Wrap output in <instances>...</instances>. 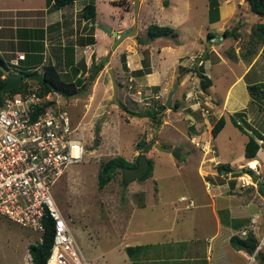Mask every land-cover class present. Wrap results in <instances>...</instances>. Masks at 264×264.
I'll list each match as a JSON object with an SVG mask.
<instances>
[{"label":"rangeland","instance_id":"rangeland-1","mask_svg":"<svg viewBox=\"0 0 264 264\" xmlns=\"http://www.w3.org/2000/svg\"><path fill=\"white\" fill-rule=\"evenodd\" d=\"M86 1L92 0H77L75 4L82 6ZM93 1L96 5V27L100 30L99 34L104 33V37L99 35L96 44L86 48L76 43L78 46L75 47L72 63H68L71 61L70 56L63 57V48H68L67 45L73 41L78 42L80 32L91 31L86 28L87 24L79 29L81 23L78 25V22L82 20L80 12L77 13L76 36H71L73 27L71 33H65L69 21H66L63 28L53 27L47 34V49L54 57L46 52L43 63L53 62L64 80L81 78L85 84L76 95L60 96L59 109L68 113L75 126L74 134L82 139L84 150L82 161L69 164L54 183L53 196L90 264H197L199 261L201 264L207 241L218 224L214 221L211 207L204 208L203 212V215L208 213L209 216L194 218L198 205L213 200L209 196L211 190L198 171L201 167V152L206 163L217 165V160L210 155L214 146L221 161L234 163L230 164L234 170L243 166L244 163H236L243 160L245 134L254 135L257 129L259 132L264 130V104L253 98L248 109L243 108L252 119L251 123L248 120V127L247 122L241 121L244 123H241L243 128H246L245 132L233 123L229 115L232 112L225 113L223 131L210 141L212 151L204 153L198 136H201V131L209 136L208 130L217 119L215 109L218 102L214 98L223 99L224 90L243 68L234 58L231 59L233 49L227 48L231 44L230 40L224 47L227 48V58L223 62L214 61L216 55L212 43L217 40L208 36L207 30L214 28L208 22L207 0H173L174 4L170 8L163 6L162 0H144L137 15L135 34H128L116 43V36L106 32L103 24L116 31L132 25L135 0ZM235 22L238 25L237 20ZM151 23L173 26V37L161 36L141 41L147 35V26ZM256 24H253L254 28ZM232 26H229V30ZM247 36L256 34L250 33ZM250 38H246L248 41H240V54L252 45ZM207 40L211 45L207 44ZM246 41L248 45L243 46ZM97 44L100 45L99 49H96ZM259 45L256 43L253 47ZM90 47L95 53L92 56ZM104 48L106 55L101 59H105V62L95 71L94 64L101 60L99 52ZM205 49L207 52L202 55ZM81 59H84L85 68L78 65ZM40 66L41 63L38 64ZM76 66L79 69L74 76L73 68ZM109 67L116 80V101ZM93 71V76H90ZM204 71L212 78L210 91L201 85L198 74ZM23 78L22 87L38 86L36 79ZM169 95L170 101L166 105ZM159 104H164L165 108L157 113L160 118L158 123L150 117L134 116L129 112L144 111ZM228 108H231L230 105ZM234 116L242 120V115ZM252 124L254 130H249ZM189 134H198L195 142L191 141L192 136ZM153 137L161 145L172 144L170 149H181L178 157L173 156L174 163L168 151L163 152L154 145ZM144 143L150 145L146 151ZM140 153H145L153 162L150 176L124 184L121 170L118 169L113 178L103 187H98L97 173L101 162L121 155L135 163ZM259 155L264 159V154ZM255 157L258 158V153ZM254 160L257 159H251ZM251 161L249 165L255 167ZM259 167L264 173V166L259 164ZM232 172L207 174L205 177L214 186L217 182L226 181L228 188H233L227 193H238V189L233 187L237 182L239 186L253 184L251 177L246 175L250 174L248 171ZM181 194L187 199L192 198L195 206L186 207L187 200L178 198ZM247 194L250 201L255 203L264 197L258 188L247 190ZM172 199H175L174 203L170 204ZM141 203H146L145 207H136ZM177 206L179 211L175 214ZM217 216L220 220L224 219L219 211ZM249 220L252 222V218ZM260 220L262 223L256 232H264V215ZM229 227L223 228L224 238L241 231L234 230L231 225ZM124 231L141 233L139 236L144 245L133 256L128 255L126 249L114 246ZM39 237L40 233L36 230L0 215V264H31L28 244L38 241ZM229 248L231 251L232 246L229 245Z\"/></svg>","mask_w":264,"mask_h":264},{"label":"crops","instance_id":"crops-1","mask_svg":"<svg viewBox=\"0 0 264 264\" xmlns=\"http://www.w3.org/2000/svg\"><path fill=\"white\" fill-rule=\"evenodd\" d=\"M76 1L77 0H74L65 5L55 7L52 0L50 2H47V0H0V57L7 64L9 63L6 67L11 71V69L14 68L15 66L17 68H19L20 66H23V63H22L23 59L16 58V55L18 52H23L25 56L27 54L42 55L43 60L45 58L46 52H49L51 57H54L49 51V49H47L48 30H51L53 29V27H57V26H60V28H63L64 25L66 24V21H69L68 23H70V25L68 27V30L65 33H71L72 27H73L74 32L71 36L73 35L76 36L77 35L76 30L78 27L76 26L78 22V17H77L78 12H80V17L82 18L81 22H78V25H80L81 23V27L79 28L80 30L81 28H83L82 25L84 26L85 24H87L88 25L86 27L87 29L88 28L90 29V26L92 24L94 25L93 36L95 38V42L88 44V46L96 44L97 37L99 35L103 36L104 33L99 34L100 30L96 27V23H95L96 17H94L93 20H88V19H84L81 16V8L87 1L82 6L76 5L75 4ZM139 1L140 2L138 6V12H139L140 6L144 3L143 2L144 0H139ZM216 1H217V8H216L217 12H216V17H215L216 19H214L213 21H208L210 22V26L213 27L214 30L212 29L207 30V32L210 30V32L214 34L211 39L217 40L216 42L212 43V47H213L212 49L216 55V59L214 61L223 62V60L227 58L225 56L226 54H228L227 48L231 47L233 49L232 50L233 54L231 55V59L234 58L235 62H238L243 67L240 73H238L234 77V79L229 83V85L224 90L223 99H221L220 97L214 98V100H217L218 102V105L215 109V111L217 112L216 117L219 118L221 115H223L224 117L225 113L229 114L231 112L233 113V111L234 112L243 111L242 117L244 118L245 123L247 122L246 124L248 127L249 122L251 123L252 119L249 117L248 111H246V109H248V105L250 101L253 100L249 92L248 86L250 84H258L262 89H264V42L260 43V45L257 48L252 47L253 50L251 52L250 51L248 52V50L243 51L242 52L243 54L242 53L240 54L242 48L239 50V46L241 44L240 43L241 40L246 39L247 37L249 38L247 34H250L252 32L254 23L255 24L257 22L264 23V14L258 15L257 13L253 12L250 9V6L247 0H216ZM172 4H174L173 0H168V5H163V6H165L166 8H170ZM206 5H208L207 7H209V0H207ZM138 12H137V15H138ZM236 20L238 23V28L236 29V31H238L237 37L234 38L233 36L225 35L224 30L229 29V26H232V25H233L232 27H234V25H236L235 24ZM83 33H85V31H83L82 33L80 32V36L83 35ZM79 37H77V40L79 39ZM229 40L231 41V44L227 48H224L226 45V42ZM247 41L245 42L244 45L243 44L242 45L243 46L248 45ZM76 43L78 42L73 41L72 43H69V45H67V46L73 45L74 54H75V47L78 46ZM209 45H211V43ZM99 47L100 45L97 44L96 49H99ZM89 49L91 50L90 56H92V54H95L94 51L92 52L91 47ZM105 49L106 48H104L103 50H100L99 59L103 58L106 55V53L104 52ZM62 55L63 57H66L64 48L62 51ZM210 64H212V61L210 62ZM11 72H19V71L15 70ZM203 73L209 76V74L206 71H204ZM156 77L157 76H154V78ZM212 86H213V82L211 81V85L208 87L209 91L211 90ZM208 97L212 99L211 96H208ZM229 105L231 108H228ZM243 108H246V109L244 110ZM231 114L229 115L231 116ZM244 120L242 121L244 122ZM243 122L241 123L244 124ZM224 124H225V121H224ZM211 127L212 125L210 126L208 130L209 136H208V133L204 131L203 132L201 131V136L200 135L198 136V134H195V135L189 134L192 136L191 141L193 142H195V139L197 138V136L199 137V139H201V148L203 149L204 153L211 150L210 141H213L215 137L220 132L223 131L224 125L222 126V128L218 131L217 135L215 136H213L211 133ZM254 127L255 126L252 124V126H250L248 129L251 130L252 128V130H254ZM245 130L246 128H244V132ZM258 130L259 129H257V131ZM260 132L261 134H263L264 130H261ZM253 136L258 139L257 133L254 134ZM208 137L209 139H207ZM248 137L249 136L245 134V137H244L245 142L247 141ZM259 140L260 139H258V141ZM199 143H200V140H199ZM171 145H163V146L170 147ZM173 147H176V146L173 145ZM212 148H213L212 149L213 153H211L210 155L217 160V164L225 163V164H228L229 166L230 164H234L233 162L221 161L219 158V155H217V150L214 149V146ZM171 149H178V148L176 147V148H171ZM178 150H179V155H180L181 149H178ZM165 151H168V155H170V157H172L173 159V155L171 154V152L169 150H163V152ZM257 153H258V158L257 157L247 158L244 156V153H243L242 155L243 160H239L238 163L236 164L241 165V163H244V165L242 164L243 166L241 167L238 166L236 170L241 168L242 169L241 172H243V169L249 166L250 168L254 169L253 171L259 175L260 179H264V173L260 171L261 167H259V164H261L262 167L264 166V159H261L262 155L261 156L259 155L261 153L264 154V149H259ZM203 157L204 156H202V152H201V164H200L201 167L198 169V171H199V174L201 175V178L203 179V182H205L206 184H210V186L207 188L211 190L209 196L210 198H213V200H211L210 203H206L203 201L201 203V206L198 205L194 218H201L202 216H209L208 213L203 215V212H204V208L211 207V212L214 213V216H215L214 221L217 222L218 224L216 225L217 227H216L215 232L211 235V237H209L207 241L206 249L204 253V259L201 258V264H226L228 262H230L229 264H247L251 257H253V264H259V257L257 256V253L261 252L264 254L263 252L264 251V232L263 230L256 232V229L259 230V227L261 226L260 224L262 223L260 218H263V215H264V197L263 198L261 197L262 200L259 203L257 202L255 203L253 201H250V196L249 194H247V190H253V189L258 188V185H257L258 178L256 177L254 179L252 177L253 176L252 174H248L245 172L246 175L250 176L251 179L253 180V182L251 183L253 184L255 183L254 186L253 184H250V185L247 184L248 186L246 185L239 186V182H237L235 183L233 187H236L238 189L239 194L236 191H235L236 193L235 192L227 193V191H230L233 188H228L229 186L226 181L224 183L217 182L215 184L216 186H214L212 185L211 182H209L206 179L205 176L207 174L216 175V173L226 174L228 171H231V172L233 171L232 172L233 174V173H237L235 172L236 170H234V168L230 166L231 168L230 170L224 171L223 169H221V172H220L218 171L216 164L213 165V163L211 162L206 163L204 161L206 160V158L205 157L203 158ZM172 159H171L172 162L175 161L174 159L173 160ZM251 159L258 160V161L257 160L252 161L253 163L254 162L256 163L255 167H251L249 165V162L251 161ZM62 174L60 175V177L62 176ZM214 182H215V179H214ZM182 196L185 199H181ZM178 198L179 200H183V201L192 200V198L187 199L186 196L183 194H181ZM174 200L175 199L170 200L169 203L170 204L174 203ZM192 202H193V205L191 206L187 202L186 207H190V208L194 207L195 203L193 200ZM145 204L146 203H141L137 205L136 207H145L144 206ZM174 211H175V214L177 211H179L178 206L175 208ZM218 211L223 214L222 218L224 219L220 220V217L217 216ZM234 218L242 220V223H241L242 225L238 227H234V230L236 231L241 230V231L237 233L234 232L233 234L244 235L246 228L251 227L258 240V244L261 242L260 247L257 250L255 249L254 252L248 253L244 249L235 248L229 241L230 237L224 238L223 228L227 229V228H230L229 227L230 225L233 226L231 223L233 222ZM249 218H252V222L249 220ZM222 221L224 223H222ZM139 235H141V233L138 234L135 231L134 232L124 231L120 235V239L117 240L114 246L119 249L121 248L125 249L126 246H129V245H132V246L144 245V243L142 242V238ZM229 245L232 246L231 251L229 250L230 249ZM186 249H189V248H186ZM197 264H200V261Z\"/></svg>","mask_w":264,"mask_h":264},{"label":"built area","instance_id":"built-area-1","mask_svg":"<svg viewBox=\"0 0 264 264\" xmlns=\"http://www.w3.org/2000/svg\"><path fill=\"white\" fill-rule=\"evenodd\" d=\"M16 58L25 55L18 52ZM60 96L57 90L29 89L8 94L0 103V215L36 230L39 239L50 220L46 264H90L52 193L64 169L82 161L84 150L68 113L59 109Z\"/></svg>","mask_w":264,"mask_h":264},{"label":"trees","instance_id":"trees-1","mask_svg":"<svg viewBox=\"0 0 264 264\" xmlns=\"http://www.w3.org/2000/svg\"><path fill=\"white\" fill-rule=\"evenodd\" d=\"M51 0H47V2H50ZM53 4L55 7H59L62 5H65L67 3H70L74 0H52ZM164 5H168V0H162ZM250 9L257 13L258 15L264 14V0H247ZM217 1L216 0H209V20L213 21L216 19V12H217ZM96 14V7L94 1L86 2L82 8H81V16L84 19L88 20H93ZM238 28V25L234 26L231 30L227 29L224 30L225 35L233 36L234 38L237 37L238 31L236 29ZM254 28V27H253ZM252 28L253 35L254 33L256 36H250V41L252 45H249L246 50L248 52L253 50V46L256 43H263L264 42V23L259 22L256 24L254 30ZM93 29L94 25L92 24L90 26L89 32L83 33L77 40L79 44L84 45V44H90L95 42V38L93 36ZM174 28L170 25L164 24H156V23H151L147 26V35L144 38H141L140 40L145 42L148 40H152L156 37H161V36H170L173 37V32ZM214 34L210 31H208V36L211 37ZM255 40L256 42H254ZM253 41V42H252ZM65 55L70 56L71 61L68 63L73 62V56H74V48L73 45L69 46L68 48H65ZM0 62L3 63L5 66L8 64L0 57ZM93 62V58H92ZM105 62V59L99 60V62H95L93 69L95 71H98L103 66V63ZM23 66H20L17 68L16 66L11 69V71H19L22 73L23 77L26 78V80L29 79H36L38 86L36 88H30L28 85L22 87L20 85L10 88L8 90H5L0 93V103L2 102L3 98L8 95L15 93L17 91H26L29 89H34L38 93H46L50 90H57L59 93L64 96V97H70L73 95H76L84 86V82H82L81 78H76L75 80H64L61 77V74L59 70L57 69L56 65L48 61L47 63H43V57L42 55H30L27 54L25 58L22 61ZM41 63V66L38 67V64ZM79 67L85 68V63L84 59L79 60L78 62ZM78 66L74 67V76L77 74L78 71ZM135 71H141V70H135ZM140 74V73H138ZM92 74L90 73V76ZM201 78V85L202 87L206 90L208 87L211 85V78L204 74L203 72H199L198 74ZM6 76H3L2 71L0 70V86L3 84L5 81ZM249 92L251 94V97L256 99V100H261L264 104V89H262L258 84H250L248 86ZM123 108H126V106H123ZM165 108L164 104H159L156 107H151L147 108L144 111L140 112H134L129 110V112L132 113L134 116H147L150 117L152 120H154L156 123L160 122L159 116H157V113H159L161 110ZM128 110V108H126ZM125 109V110H126ZM243 114V111H236L231 114V119L233 120V123L239 127L241 130L244 131L243 126L241 125V121L244 120L242 117V120H237L234 115H239L241 116ZM224 117L221 115L219 118H217L214 122V124L211 127V133L213 136H215L218 131L222 128L224 125ZM245 121V120H244ZM254 133L258 135V139H263L262 142H259L257 138H255L253 135H249L247 141L245 142L244 145V156L247 158H255L258 150L262 147L264 148V135L261 134L259 131H254ZM138 144H141L140 142ZM148 148H150V145L148 143H144V151H146ZM140 154L137 156V160L135 163H132L131 161L127 160L125 157L121 155H117L114 157H111L103 162L100 163L99 170L97 173V183L98 187L101 188L103 187L111 178L114 177L115 172L120 169L121 166H132L136 165L140 159ZM152 168H153V162L149 158V165L146 168V170L143 172V174L139 177V179H143L147 177L149 174H152ZM218 171L223 169L224 171L230 170V166L225 163H218L217 164ZM248 171L250 174H252L253 178L255 179L256 177L258 178L257 185L258 189L261 193L264 194V179H260L259 175L253 171L252 168L250 167H245L243 169V172ZM149 175V176H150ZM238 220V222H237ZM242 223V220L239 219H233V222L231 223L233 227H238ZM245 224V222H244ZM45 231L42 233L41 238L36 241V242H31L28 244V252L31 257V264H46V260L48 258V255L50 253V247L52 243V225L50 220L45 221ZM230 243L238 249H244L248 253L254 252L258 240L253 232L252 228H246L245 234L240 235V234H232L229 238ZM143 245H129L126 246V251L128 255L130 254L131 256L134 255L135 251L138 249H141ZM257 256L259 257V264H264V254L261 252L257 253Z\"/></svg>","mask_w":264,"mask_h":264},{"label":"water","instance_id":"water-1","mask_svg":"<svg viewBox=\"0 0 264 264\" xmlns=\"http://www.w3.org/2000/svg\"><path fill=\"white\" fill-rule=\"evenodd\" d=\"M138 2L139 0H135V5H134V22L132 25H129L128 27H126L123 30L120 31H116L115 29H113L112 27L103 24V28L106 30V32L110 33L112 36H116L114 43H116L119 39H122L123 37H125L128 34H135V26L137 24V12H138ZM207 44H209V40H207ZM207 52V49H205V51L202 53V55H205ZM0 70L2 71V73L6 76L5 81L3 82V84L0 86V93L8 90L10 88L16 87L20 84H22L24 82V78L21 72H11L3 63L0 62ZM108 72L110 74V78L112 81V86H113V97L114 100L116 101L115 98V89H116V80L113 77V73L111 71V68H108ZM94 74V71L92 72V76ZM170 101V95L167 98V102L165 103L166 105L169 103ZM155 138H152V141H154ZM154 145L162 150H169L171 152V154L175 157L179 156V150L177 149H169V147L163 146L161 145L159 142L154 141ZM149 165V159L147 157V155L145 153H141L140 155V159L137 165L135 166H121L120 170H121V178L124 184H128L130 181L139 178L143 172L146 170V168ZM238 171H242L241 168L238 169Z\"/></svg>","mask_w":264,"mask_h":264},{"label":"bare ground","instance_id":"bare-ground-1","mask_svg":"<svg viewBox=\"0 0 264 264\" xmlns=\"http://www.w3.org/2000/svg\"><path fill=\"white\" fill-rule=\"evenodd\" d=\"M257 163H258V162H257ZM255 164H256L255 162L253 163V162L251 161V165H253V166H254Z\"/></svg>","mask_w":264,"mask_h":264},{"label":"flooded vegetation","instance_id":"flooded-vegetation-1","mask_svg":"<svg viewBox=\"0 0 264 264\" xmlns=\"http://www.w3.org/2000/svg\"><path fill=\"white\" fill-rule=\"evenodd\" d=\"M138 162H139V161H138ZM137 164H138V163H137ZM137 164H136V165H137ZM132 166H135V165H132Z\"/></svg>","mask_w":264,"mask_h":264}]
</instances>
